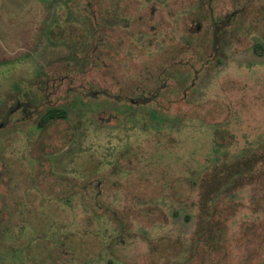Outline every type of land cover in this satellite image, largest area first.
<instances>
[{
    "label": "rangeland",
    "instance_id": "obj_1",
    "mask_svg": "<svg viewBox=\"0 0 264 264\" xmlns=\"http://www.w3.org/2000/svg\"><path fill=\"white\" fill-rule=\"evenodd\" d=\"M8 112L0 264H264V0H0Z\"/></svg>",
    "mask_w": 264,
    "mask_h": 264
},
{
    "label": "trees",
    "instance_id": "obj_2",
    "mask_svg": "<svg viewBox=\"0 0 264 264\" xmlns=\"http://www.w3.org/2000/svg\"><path fill=\"white\" fill-rule=\"evenodd\" d=\"M255 47H260L259 45H255ZM139 102H137L138 104ZM66 115V113L62 110H58V109H49L48 111H46L43 115L40 116V118L37 121V128L38 130H43L45 129V127L51 123L52 121H55L57 119H62L64 118ZM199 232V230H198ZM199 243L197 242V245L195 247V254H198L199 251H201V253L203 252V249L201 247H199ZM211 247L208 245V248Z\"/></svg>",
    "mask_w": 264,
    "mask_h": 264
},
{
    "label": "water",
    "instance_id": "obj_3",
    "mask_svg": "<svg viewBox=\"0 0 264 264\" xmlns=\"http://www.w3.org/2000/svg\"><path fill=\"white\" fill-rule=\"evenodd\" d=\"M195 30H198V27L195 28ZM10 113L11 112H8L5 117H3V119L0 121V130L6 125Z\"/></svg>",
    "mask_w": 264,
    "mask_h": 264
},
{
    "label": "flooded vegetation",
    "instance_id": "obj_4",
    "mask_svg": "<svg viewBox=\"0 0 264 264\" xmlns=\"http://www.w3.org/2000/svg\"><path fill=\"white\" fill-rule=\"evenodd\" d=\"M8 121V120H7Z\"/></svg>",
    "mask_w": 264,
    "mask_h": 264
}]
</instances>
